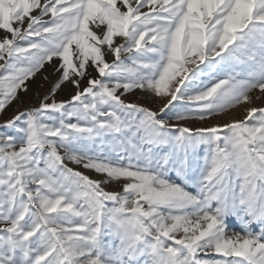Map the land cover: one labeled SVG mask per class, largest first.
Returning <instances> with one entry per match:
<instances>
[{"label": "snow or ice", "instance_id": "1", "mask_svg": "<svg viewBox=\"0 0 264 264\" xmlns=\"http://www.w3.org/2000/svg\"><path fill=\"white\" fill-rule=\"evenodd\" d=\"M0 30V115L59 73L0 124V264H264V106L188 123L264 97V0H0Z\"/></svg>", "mask_w": 264, "mask_h": 264}, {"label": "rangeland", "instance_id": "2", "mask_svg": "<svg viewBox=\"0 0 264 264\" xmlns=\"http://www.w3.org/2000/svg\"><path fill=\"white\" fill-rule=\"evenodd\" d=\"M43 2V0H42ZM147 10V9H145ZM38 14V10L33 13ZM14 26H16L14 24ZM3 31L0 30V36H3ZM111 57H108V60L111 61ZM0 63H3V61H0ZM58 63V61L54 58L52 63H46L44 69H42L39 73H37L36 77L28 82V91L26 93L21 92L19 94L20 99L19 101H14L5 111L3 115H0V124H3L7 119H10L16 112L17 110H24L26 108H32V107H37L40 104V98H42L44 95L49 93L50 88L52 87L53 84L56 83L59 73L55 71V65ZM89 71L92 73L93 76L96 75L92 69H89ZM45 77L48 79L45 80ZM86 84L85 82H82V86ZM75 89L70 85V84H65L62 85V87L57 90L55 99L57 101H62V100H68L70 99V96L74 94ZM259 90H254L252 94L250 95H257ZM127 100L137 102L139 104H142L146 107H149L150 109L154 111H158L160 107H162V103L158 98L154 97H148L146 98L144 94H142L140 91H137L136 94L133 95H128ZM251 106H256V107H261L264 106V97H261L259 100H256L254 104L252 105H238L236 108L229 109L226 113H222L216 117L211 118L207 124L203 121H197V122H188L190 125L194 127H199V126H207L211 124H220L223 125L225 123H229L232 119H237L241 120L244 118V115L246 114L244 109L245 107H251ZM201 152L203 151V146H201ZM69 167H75L71 163H69ZM81 171H84L83 169H78ZM86 174L92 176L93 178L99 179L100 177L95 176L91 172H86ZM108 190H116L119 191L118 186H110ZM259 225L258 224H253L251 226V229L256 232L259 231Z\"/></svg>", "mask_w": 264, "mask_h": 264}]
</instances>
